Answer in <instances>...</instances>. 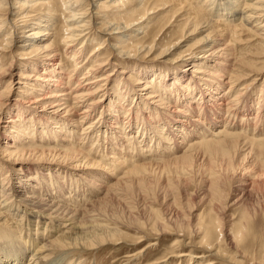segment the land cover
<instances>
[{
	"label": "bare ground",
	"instance_id": "obj_1",
	"mask_svg": "<svg viewBox=\"0 0 264 264\" xmlns=\"http://www.w3.org/2000/svg\"><path fill=\"white\" fill-rule=\"evenodd\" d=\"M126 1L0 0V61L9 60L0 65V139L6 140L0 164L11 167L0 173V264H71L75 253L151 240L124 256L130 261L163 235L173 237L166 256L150 264H264V259L237 251L247 239V223L228 231L213 210L199 215L189 211L185 218L171 208L166 195L159 216L140 203L134 212L125 208L126 220L143 229H134V238L114 227L123 219L120 203L128 191L138 192L144 182L146 188L164 190L168 177L163 180V173L183 175L175 176L181 186L203 178L204 194H211L215 181L232 172L237 201L243 203L264 185V89L255 101L241 103L249 83L234 88L240 80L254 83L264 77V0H135L136 6ZM170 7L172 21L152 33L151 26L144 29L150 14L167 13ZM100 12L107 14L100 17ZM204 14L238 20L241 27L219 29L214 22H201ZM174 19L180 24L179 37L167 39L165 28ZM194 34L201 37L182 57L166 58ZM229 40L242 46L258 41L259 52L249 63L234 65ZM89 46L93 48L85 55ZM155 52L162 60L143 61ZM64 58L71 60L70 70ZM157 63L168 67L151 66ZM247 64L252 78L234 74ZM135 75L140 81H134ZM158 80L157 88L168 98L153 92ZM14 84L22 90L13 91ZM131 95L141 114L166 117L145 118L141 137L133 130L139 121L131 118V109H126L128 119L121 116V100ZM20 128L26 133H19ZM43 128L48 136L34 138ZM203 155L214 156L216 164ZM221 244L233 250L234 258ZM73 263L81 264L76 259Z\"/></svg>",
	"mask_w": 264,
	"mask_h": 264
},
{
	"label": "rangeland",
	"instance_id": "obj_2",
	"mask_svg": "<svg viewBox=\"0 0 264 264\" xmlns=\"http://www.w3.org/2000/svg\"><path fill=\"white\" fill-rule=\"evenodd\" d=\"M102 1H106V0H102ZM126 3L129 5L132 4L133 6H136L135 0H127ZM103 4H105V2H103ZM201 5H202V3H201ZM102 10L104 11V9H102ZM106 14H107L106 12H100L99 13L100 17H101V15H106ZM148 17L150 19V23L144 29H147L148 27L151 26L150 27V29L152 30L151 33L155 32L158 30L157 28L161 27L165 22H168L169 20L172 21L171 7L167 9V13L164 10L163 12L152 13ZM199 18H200L201 22H204V21L205 22L209 21L210 23L214 22V23H211L212 26H218L219 29H224L225 25H226V26H228L227 28H229L228 29L229 32L230 31L232 32L234 27H241L238 20L234 21L231 19L230 21H224V20H221V18L219 16L215 17V15L210 16V15L204 14L202 16L200 15ZM217 20L218 21L220 20L221 22H218V24H217L216 23ZM222 22H225L226 24L222 23ZM227 22H228V24H227ZM171 23L173 24L172 28H171ZM171 23L168 26V28H165L164 32L167 34L166 38L171 39L170 36H172V35L173 36L175 35L174 38H178L179 37L178 26L180 24L177 22V19H174L173 22H171ZM57 25H58V27H60V24H57ZM175 28L177 31L175 30ZM150 29H149V31H150ZM27 30H29V29H27ZM229 32H228V35H225L226 40L229 39ZM141 35L142 34H139L138 36H141ZM200 37H201V35H199V34L195 35L194 34L187 41H185V43H183V46L180 49L176 50L175 55L169 56L166 58L173 60L177 57H182L186 53L187 48L190 47L191 45L195 44V42H197V40ZM229 45H230L231 50H233V51H231L233 57L232 56L231 57L233 58L232 63L234 65H236V63L241 61V60H243L244 63H246V62L249 63V60L251 61V57L254 54L256 55L259 52V42L258 41L257 42L256 41L251 42L250 44L245 45V46L244 45L242 46L239 44L235 45V43H232V41H230ZM76 47H78V46H76ZM92 48H93V46H89L88 48H86L85 55L90 53ZM104 48H105L106 56L111 58L112 52H111L110 48L108 46H104ZM60 53L63 54V51L61 50ZM5 58H7V57H5ZM143 59L146 60V61L143 60L144 62H147V61H154L155 62V61L162 60L160 55H157V52H155L151 55H148V56L145 55V56H143ZM63 62H65L64 64L66 65L68 70H70L72 68L71 60H69L68 58H64ZM120 62L121 61H119V62L114 61V63H116V64H120ZM8 63H9V60L8 61H0V65H2V66H6ZM147 63H149V62H147ZM248 65L249 64L244 65L245 68H241V69H238L236 71L233 68L235 73H234V71L231 73L238 74V75H240V74H249L250 75L251 73L248 71L249 70ZM144 66H149V65H144ZM151 66H154V67L167 66L168 67V65L163 66L162 64H159V63H157L156 65H151ZM125 68H126V66H125ZM183 68H185V67H179V69H183ZM112 69H115V68L112 67L109 71H111ZM244 69H246V70H244ZM84 70H85V68L81 69L76 74L74 83H76L77 79L79 77H81V74L84 72ZM246 71L248 73H246ZM126 72H128V71L125 70L124 73H126ZM250 77L252 78V74L250 75ZM249 79L250 78H247L246 80H240V82H237L234 86L235 89H239L240 87L249 83L247 85L246 91L242 95L241 103L248 102L251 98L253 99V101H255V99H257L259 97V95H260L259 92H261V89L262 88L264 89V84H263V86H261L262 82L264 81V77H263V79L260 78V79L256 80L254 83H251V79L250 80ZM136 80L140 81V79H138L137 76L135 75L134 81L136 82ZM159 84H161L160 80H158L157 85L154 84L153 92L161 93L163 98H168V94H165V92L162 91V89L157 88V86ZM12 90L13 91L22 90L21 84H14ZM119 91H117V92L119 93ZM112 94H116V91H113ZM11 95L14 96L15 93L12 92ZM133 96L134 95H131V98L130 97L122 98L121 106L124 108V110L121 111V116H123L125 119H128L129 118V116H128L129 112L128 113H126V112L130 111V109H131V113H132L131 118H133V120L137 119L139 121V122H137V124L135 125L133 130H137L140 133V137H141V135H144L143 133L141 134V127H142V125L144 127L146 126L145 118H148L149 120L152 119L151 121H153L154 117H157L158 119H160L161 116H159L157 114L151 115V114L146 113V111H145V114H141V112L137 111V109L134 107L135 102H134ZM262 96H264V90H263ZM16 97H18V94ZM168 102H170V101L168 100ZM221 102H223V101H221ZM254 106H255L254 109L257 107L259 108L258 105L257 106L254 105ZM126 109H127V111H126ZM262 111H264V109ZM252 112H253V110H252ZM256 112L258 113V111H254L253 115L257 114ZM224 115H225V113L223 112L222 116H224ZM17 117H19V114H17ZM162 117L166 119V117L164 115H162ZM201 120L203 121V126L207 127L206 119L203 120V118H201ZM256 120H258V118ZM203 126L199 124L197 126V128L202 129ZM210 127H213V126H210ZM213 129H215V128L213 127ZM20 130L22 132H19V133H26V132H23L24 131L23 128H20ZM42 130H44V128L38 129V131L35 132L33 137L36 138V134L38 137H41V138H43V135H45L47 137L48 133L46 131H42ZM158 130L159 129H155V138H157V139L159 138L158 137L159 136ZM49 131L51 132V133L49 132V138L52 141H55V138H53V136L55 135L53 133V130L49 128ZM77 132H81V131H77ZM84 137L85 136L83 135L81 138H84ZM4 141H6V140L0 139V150H2L1 148H3L2 145L5 144ZM94 141L95 140L91 141L90 143H94ZM138 141H140V140H138ZM90 143H88L86 145L85 149L89 148ZM124 144H126V141H124ZM108 145H110V142L108 143ZM50 146H52V145H50ZM142 146H141V148H142ZM203 157H205L204 160L206 162H208V160H209V161L213 162V165L216 164V163H214V160H215L214 156H212V157H214L213 159H212V157L209 158V156H207V155H203ZM0 159H2L1 154H0ZM29 162L38 163L34 160H30ZM212 162H210V163H212ZM205 164H207V163H205ZM259 166H260V164H259ZM1 167H2V165L0 164V173L4 172L3 168H5L7 170H11L10 169L11 167L9 168L8 164L3 166L2 168ZM205 167H208V166L205 165L202 168V172H204ZM260 169L264 173V168L262 166H260ZM170 173H168V174L163 173L162 174L164 176V177L162 176L164 178L163 180H165L166 177H168V179L170 176L173 177V179L170 177L169 182L167 181L168 179L165 180L166 182L164 181V183L166 185L164 190H161V188H158V186H150V187L146 188L147 184L145 185V182H144L143 185L145 187L142 185L144 188L141 187V189L138 190V192L135 191L133 193L132 191H128V195L126 196L127 199H125V200L123 199V201L120 203V206H123V207H120L121 210L119 212H120L121 216L123 217V219L119 218L118 219L119 223L114 225V227H117L121 232L124 233V235H123L124 237L128 236L129 238H134V236H136V234H138V233L134 232V229L138 230L139 233H141L143 231V229L138 227L136 224H132L130 221L126 220V217H128L129 214L125 208H128L129 212H134V210L136 211V209H135L137 207L136 205L140 203L139 206H146L147 209H150V210L156 212V214H154V215L159 216L162 213H164V210L166 208V206H165L166 204L163 203L164 200L162 199V196L166 195V197L168 198V199H166L168 201V204H171V203L173 204L171 208L176 209V211L181 213L182 216L184 215L185 218H186L187 212L189 213V211L192 212L193 214L199 215L202 213L203 214L204 213L205 214L210 213L211 210H213V211L215 210L216 214H215V211H214V213L212 211V214L216 215V218L219 216L220 221H221L220 224L223 226L224 229H226L228 231L234 232L238 228H242L244 225L246 226V223H247V226H248V231L246 233L247 239H245L246 241L244 240V242L241 244V246L238 247L237 251L246 253L248 256H251V257L252 256L256 257L259 260L264 259V256H263L264 255V185H262L260 187H256L254 189L253 193L251 194L252 195L251 198H249L248 201L243 203V201H237L240 194H239V192L238 193L236 192L238 190V188H237L238 186L235 183L236 181L234 180L235 174L232 172L229 173V176L226 179L221 176L222 178H218L219 181L218 180L215 181L218 184L215 183L214 187L212 186L213 188H211L209 190L210 192H213L211 194L207 193L208 191L206 192L207 194L206 193L204 194V191L207 190V186H204L203 178L200 180V181H202L201 183L198 180L199 178L196 179L197 178L196 177V178L192 179L190 182H187L185 184V186L184 185L181 186L180 184L175 182V180H176L175 176L178 178L179 177L182 178L183 175H181L178 172H174V173L170 172ZM164 174H166V175H164ZM3 175H5V172L3 173ZM168 175H170V176H168ZM185 177L189 178L187 175H185L184 178ZM152 179L153 178L151 176V178L146 179V182H148V180H152ZM222 179H223V181H221ZM43 181L46 184H48V181L42 180V182ZM150 184H152V183L150 182ZM205 187H206V189H205ZM67 189L70 190L68 185H67ZM76 190L78 192H80L81 188L79 186H77ZM140 191H142V192H140ZM145 191H146V193H145ZM67 194L72 195V196L74 195L73 193L70 194L66 190V195ZM138 195H140L142 197V199ZM143 195H146V196H143ZM207 195H208V197H207ZM204 196H206L207 198L204 199ZM146 197H148V198H146ZM202 197H203V200H201ZM143 198L147 199L148 201L143 200ZM141 200H142V202H141ZM216 218H215V216H212L213 220H215ZM240 221H242V222H240ZM172 238L173 237L170 235L161 236L160 239L157 240L156 243L152 247L146 248L147 250L146 251L144 250L143 253L139 257L134 258L130 261H127L126 258H124V256L143 248L147 243L151 242V240H146L138 246H130L129 244L128 245L122 244V245L113 246V247L112 246H105V247L99 248L96 250V251H98L97 253H96V251H84V252H80L78 254L75 253L73 255V257L71 258L70 263L74 264L73 261L76 259L77 262H81V264H150L154 260L162 259L164 256H166V253L168 251V245H169ZM221 245L227 254H229L232 257L234 256L232 249L231 250L228 249L227 245H224V244H221ZM125 248H129V249H125ZM181 249L188 250V248H186V247H182ZM52 258H51V260H53V262H54V260H56V257H55V259L54 258L52 259ZM42 264H45V263H42ZM168 264H176V263L168 262ZM184 264H189V262L185 261Z\"/></svg>",
	"mask_w": 264,
	"mask_h": 264
}]
</instances>
